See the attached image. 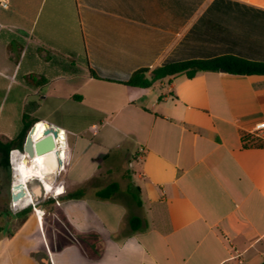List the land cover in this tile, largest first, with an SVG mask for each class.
Here are the masks:
<instances>
[{
    "label": "crops",
    "instance_id": "obj_1",
    "mask_svg": "<svg viewBox=\"0 0 264 264\" xmlns=\"http://www.w3.org/2000/svg\"><path fill=\"white\" fill-rule=\"evenodd\" d=\"M9 1L0 6V140L19 134L35 102L43 129L32 137L58 127L62 163L45 184L57 197L50 217L36 205L1 215L0 264H261L264 146L246 140L264 122V75L122 82L191 59L264 62V0ZM113 182L110 199L95 197ZM80 188L84 198L61 199Z\"/></svg>",
    "mask_w": 264,
    "mask_h": 264
},
{
    "label": "trees",
    "instance_id": "obj_2",
    "mask_svg": "<svg viewBox=\"0 0 264 264\" xmlns=\"http://www.w3.org/2000/svg\"><path fill=\"white\" fill-rule=\"evenodd\" d=\"M74 4L75 1L73 0ZM76 10V6H75ZM78 18V17H77ZM81 34V51L80 62L87 64L86 49L83 43V35ZM203 71H224L235 75H264V62L252 61L234 55H222L207 59H191L185 61H177L168 63L162 66L153 68L142 67L135 70L129 79L122 82L129 86L150 88L155 83L162 81L165 78H173L180 75H185L188 78L194 77L197 73ZM47 79L42 83H46ZM81 99L80 96H74ZM38 105L35 102L27 104L22 115V127L19 134L11 140H0V154L2 155L1 164L9 165V155L12 150L24 152L25 143L30 130L40 123L36 115ZM257 146H264V143H254ZM119 190V185L115 182L98 190L95 197L98 199H110ZM86 196L85 189L80 188L71 192H66L61 199H81ZM134 200L141 205V201L136 194H133ZM26 211H29L26 209ZM132 231H137L142 227V221L138 217H133L130 220ZM2 225L0 224V231ZM264 264V261L261 263Z\"/></svg>",
    "mask_w": 264,
    "mask_h": 264
},
{
    "label": "water",
    "instance_id": "obj_3",
    "mask_svg": "<svg viewBox=\"0 0 264 264\" xmlns=\"http://www.w3.org/2000/svg\"><path fill=\"white\" fill-rule=\"evenodd\" d=\"M35 126L30 130L25 147L24 152L26 159L32 160L37 163L38 156H45L49 153L59 154V149L61 145L58 143V137L60 136V129L51 124H46L45 130L43 132V136L39 139H35L32 137V132ZM62 163V158H58V164ZM43 176L32 175L26 181L19 182L20 189L16 192L13 191L11 198L13 202L19 201L22 198H28L31 202L37 201L42 194L46 193V183H51L53 185L55 174L53 173H44ZM30 181H34L33 183ZM16 185L14 186V189Z\"/></svg>",
    "mask_w": 264,
    "mask_h": 264
},
{
    "label": "rangeland",
    "instance_id": "obj_4",
    "mask_svg": "<svg viewBox=\"0 0 264 264\" xmlns=\"http://www.w3.org/2000/svg\"><path fill=\"white\" fill-rule=\"evenodd\" d=\"M42 129H43L42 126H36L32 134H35L41 131ZM21 154L25 155L23 153ZM1 158H2V155L0 154V217L1 215H3L4 218L8 220L10 214L14 212H21L26 209L32 211L34 210L35 205L38 210L43 209V211L47 213L51 212L53 210V203H54L51 200L57 199V197H55V193H52L53 191L48 194L45 193L44 196L40 198L38 202H35V203L32 202V205H28L30 204L29 202H31L28 198H23L17 205L16 204L13 205L14 202L12 201L11 195H12V192L14 191V186L17 185L16 181L19 180V176H21V174L17 172L18 174L14 175L13 167H14V170H16L17 167L16 165H14L13 161L11 160V152L9 155V165L8 166H4L1 164ZM23 159L24 161H26L27 160L26 156L23 157ZM31 182L33 183L34 181H30V183ZM19 189H20V186H19ZM14 206H17V207H14ZM41 207H44V208H41ZM48 216L50 217V213ZM22 219H23V216H20L18 221L16 222L14 221V223L11 224V228H15L19 223H21Z\"/></svg>",
    "mask_w": 264,
    "mask_h": 264
},
{
    "label": "bare ground",
    "instance_id": "obj_5",
    "mask_svg": "<svg viewBox=\"0 0 264 264\" xmlns=\"http://www.w3.org/2000/svg\"><path fill=\"white\" fill-rule=\"evenodd\" d=\"M23 157H25V155H22L18 151L12 152V161H13L14 165H16V167H17V169L15 170V174H18L17 172H19L21 174V176H19L20 181L21 182H23V180L25 181V177H30L31 173L36 174V175H41V171H38L37 169H35L33 167L34 165H36V162L32 161V160H28V159L26 161H24ZM37 162L40 163L41 170L44 171V173H53L54 174L56 167L58 165V162L56 159V154H54L53 152L49 153L45 156H38ZM13 169H14V167H13ZM42 176H43V174H42ZM18 184L19 183L17 182L16 188L14 189L15 192L19 189ZM46 187L48 188L50 186L46 185ZM21 200H19V202ZM14 203H17V201ZM37 216L39 219H41L43 217V212L39 213V211L37 210Z\"/></svg>",
    "mask_w": 264,
    "mask_h": 264
},
{
    "label": "built area",
    "instance_id": "obj_6",
    "mask_svg": "<svg viewBox=\"0 0 264 264\" xmlns=\"http://www.w3.org/2000/svg\"><path fill=\"white\" fill-rule=\"evenodd\" d=\"M9 0H0V6L4 9L9 7ZM249 138L246 140L247 142L254 144L258 140H262L264 138V122H259L255 124L253 130L249 132Z\"/></svg>",
    "mask_w": 264,
    "mask_h": 264
}]
</instances>
